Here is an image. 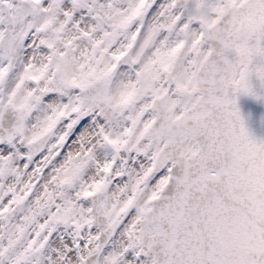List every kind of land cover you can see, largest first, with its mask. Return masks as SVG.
Masks as SVG:
<instances>
[{"label":"snow or ice","instance_id":"obj_1","mask_svg":"<svg viewBox=\"0 0 264 264\" xmlns=\"http://www.w3.org/2000/svg\"><path fill=\"white\" fill-rule=\"evenodd\" d=\"M0 264H264V0H0Z\"/></svg>","mask_w":264,"mask_h":264}]
</instances>
